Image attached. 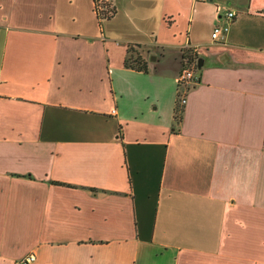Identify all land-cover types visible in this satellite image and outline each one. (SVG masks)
<instances>
[{
	"label": "crops",
	"instance_id": "obj_1",
	"mask_svg": "<svg viewBox=\"0 0 264 264\" xmlns=\"http://www.w3.org/2000/svg\"><path fill=\"white\" fill-rule=\"evenodd\" d=\"M113 2L0 0V264H264V0Z\"/></svg>",
	"mask_w": 264,
	"mask_h": 264
},
{
	"label": "trees",
	"instance_id": "obj_2",
	"mask_svg": "<svg viewBox=\"0 0 264 264\" xmlns=\"http://www.w3.org/2000/svg\"><path fill=\"white\" fill-rule=\"evenodd\" d=\"M94 9H95L97 16L99 17L101 21L113 17L117 12V8L114 5L113 0H94ZM200 58L201 57L194 50V48L188 47L184 49L182 63L183 65H188L194 60H197V63H198ZM126 64L131 67L139 68L140 70H147V61H143L140 58V56H136V57L129 56L126 59ZM184 109H185V106L179 105L178 99H177L175 119L178 122H181L183 119Z\"/></svg>",
	"mask_w": 264,
	"mask_h": 264
},
{
	"label": "built area",
	"instance_id": "obj_3",
	"mask_svg": "<svg viewBox=\"0 0 264 264\" xmlns=\"http://www.w3.org/2000/svg\"><path fill=\"white\" fill-rule=\"evenodd\" d=\"M235 12L229 11L227 12V17L234 18ZM229 27H220L216 26L212 32V37L218 38L221 32L228 31ZM196 51V49H194ZM197 52V51H196ZM198 53V52H197ZM199 80V74H198V63L197 60L192 61L188 65H184L183 71L179 74V90H178V104L185 106L187 103V95L189 91V86L192 83H197ZM115 112V110H114ZM36 261V255L35 253H29L25 257H23L19 264H34Z\"/></svg>",
	"mask_w": 264,
	"mask_h": 264
},
{
	"label": "rangeland",
	"instance_id": "obj_4",
	"mask_svg": "<svg viewBox=\"0 0 264 264\" xmlns=\"http://www.w3.org/2000/svg\"><path fill=\"white\" fill-rule=\"evenodd\" d=\"M183 55H184V50L178 51V52H169V51H165V52H161V53L158 52V53L153 54L151 56V58L153 57L155 59H150L149 53H147L146 56H147V59L149 61L154 60L153 62L158 63V64L160 61H163L161 67L165 66L167 63H175V64H177V69H179L180 73H181L183 71V68H184V65L182 63Z\"/></svg>",
	"mask_w": 264,
	"mask_h": 264
},
{
	"label": "water",
	"instance_id": "obj_5",
	"mask_svg": "<svg viewBox=\"0 0 264 264\" xmlns=\"http://www.w3.org/2000/svg\"><path fill=\"white\" fill-rule=\"evenodd\" d=\"M151 59H155V58L152 57ZM203 64H204V59L201 57V58L199 59V62H198V68L201 69L202 66H203Z\"/></svg>",
	"mask_w": 264,
	"mask_h": 264
}]
</instances>
